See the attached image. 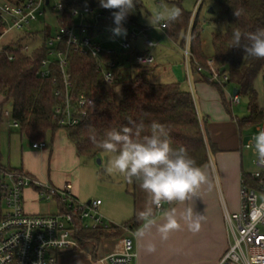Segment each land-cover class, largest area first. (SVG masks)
Listing matches in <instances>:
<instances>
[{
  "label": "trees",
  "instance_id": "trees-1",
  "mask_svg": "<svg viewBox=\"0 0 264 264\" xmlns=\"http://www.w3.org/2000/svg\"><path fill=\"white\" fill-rule=\"evenodd\" d=\"M4 1L18 3L22 0ZM61 2L66 11L64 24L72 23L69 12L74 8L100 9L109 17V10L100 7L99 0H61ZM171 2L181 10V15L176 20L165 22L164 30L170 39L183 47L186 40L185 32L193 20L192 33L188 38L190 52L197 63L205 66L207 58L201 51L194 10L193 12L184 10V0H171ZM215 3L225 16V33L213 38L214 60L221 67L227 68L230 78L228 85H231L232 92L237 88L239 96L248 98V115L238 119L237 122L242 132H250L255 126L264 122V99L262 103L259 102L258 92L255 89V82L264 75V59L244 58L242 48H231V34L234 26L239 27L242 32H254L257 28H264V0H215ZM234 10H240L239 19L234 15ZM132 11L127 19L136 27L142 28L140 24L144 6L141 0H135ZM56 22L61 23L59 20ZM4 27L0 17V32ZM54 33L48 25H45L41 31L21 33L8 45L21 47L28 43L31 50L16 51L13 60H9L4 53L0 55V95L5 98V105L11 110L12 118L19 123L22 133L30 141H45L49 134L53 135L63 129L79 157L95 158L104 151L90 142V135L95 134L97 139H102L107 130L113 128L119 130L128 126L129 118L137 122L142 120L146 126L152 121H157L165 126L174 148L185 147L200 167L209 162L210 153L217 149L205 134L190 90L192 87L189 86V89L185 90L180 82H152L150 79L154 74V65L133 66L136 71L129 76L125 74L123 70L128 66L127 63L132 67L131 56L144 53L134 48L128 51L125 60H121L120 52L109 58L116 62L115 86L109 90L105 87L102 72L98 69L95 58L77 52L66 44L61 45V48L68 51L71 96L74 101L81 96L86 99L85 116L81 117L76 125L61 126L59 116L56 114V109L64 106V97L56 95L57 88L63 86L61 73L57 67L51 66L52 73L49 77L43 78L40 75L42 61L48 57L50 51L47 40ZM191 72L197 73L194 64ZM212 86L217 88L224 106L231 113L233 104L230 99L227 100L224 89L217 85ZM245 178L254 185L248 175H245ZM176 204L175 202L168 204L166 209L169 210ZM122 226L136 229L134 219ZM113 230L120 234L124 232L116 225H110L108 228L81 229L78 240L82 245L89 240L100 241L103 237L111 236Z\"/></svg>",
  "mask_w": 264,
  "mask_h": 264
},
{
  "label": "built area",
  "instance_id": "built-area-1",
  "mask_svg": "<svg viewBox=\"0 0 264 264\" xmlns=\"http://www.w3.org/2000/svg\"><path fill=\"white\" fill-rule=\"evenodd\" d=\"M48 1V3H47ZM51 0H22L21 2H7L0 0V17L4 29L0 32V55L4 53L9 60L14 59L16 51L29 52L31 46L23 44L21 47L8 45L5 40L14 32L19 34L34 31L33 24L47 15L46 7L51 6ZM196 8V7H195ZM51 14L58 24V30L47 40L50 51L48 57L42 61L40 75L47 78L52 73V67L59 69L62 76V88H57L56 95L64 97V106L56 109L59 124L63 127L73 126L85 116L86 99L81 96L77 101L71 96V82L68 73V51L61 48L62 44L73 47L75 51L88 54L96 59L97 67L102 72L105 87L112 89L116 81V62L109 58L116 53V49L104 46L102 40L111 38L117 43L120 51L133 49V41L139 36L144 37L146 48L156 46L142 28H138L128 19L123 23L127 30V37L119 40L111 31L113 24L112 11L109 17L100 9L91 7L74 8L69 12L71 24H64L65 7L59 0L51 8ZM196 9L194 10V15ZM193 15V16H194ZM78 19V24L75 21ZM166 28L165 22L160 24ZM139 29V30H138ZM103 38L98 40V38ZM189 39L184 48L186 75L191 76L192 64L196 72L202 76L207 72L208 81L219 84L227 89L229 73L220 71L221 66L214 59L207 60V67H203L194 60L189 50ZM132 66L151 67L155 65L154 56L148 51L132 55ZM110 80V81H109ZM190 81V79H189ZM231 103L240 104V96H230ZM6 115H10L6 112ZM11 126L19 127V123L12 118ZM260 130H264V122L250 133L245 147L255 153L252 138ZM34 149H43L46 143L33 142ZM256 155V153H255ZM256 170L250 173V182L243 177L241 181V209L229 212L225 209V221L231 234V244L220 257L217 264H264V161L257 158L253 161ZM34 189L38 197L44 201H52L61 208L58 214H30L24 207V193L26 189ZM101 200H91L90 203L81 201L74 192L72 182H66L62 187H56L48 181L32 177L21 170L4 168L0 164V264H58L61 254L67 252H83L84 245L78 240L81 229L108 228L111 222L99 211ZM162 209V208H161ZM159 209V210H161ZM125 236L113 251L95 261L96 264H131L137 257L135 250L136 231L129 226H120Z\"/></svg>",
  "mask_w": 264,
  "mask_h": 264
},
{
  "label": "crops",
  "instance_id": "crops-1",
  "mask_svg": "<svg viewBox=\"0 0 264 264\" xmlns=\"http://www.w3.org/2000/svg\"><path fill=\"white\" fill-rule=\"evenodd\" d=\"M147 31L149 28H142ZM140 37V36H139ZM142 37V36H141ZM102 40L104 46L114 48L111 42ZM114 41V40H111ZM115 42V41H114ZM117 44V43H116ZM117 46V45H116ZM137 42H133V48L141 52H150L153 48H146L145 40L142 43V48L137 47ZM118 48V46H117ZM152 54V53H151ZM122 60V57H121ZM154 65V74L150 79L152 82L173 83L177 81H165L163 77L166 76L168 80L177 79L180 74L182 79L187 78L186 70L184 67H179V75H168L166 70L158 72V64ZM194 73V72H193ZM191 73L190 81L187 78L189 85L192 87V95L195 101L197 112L202 120L204 131L209 141L215 145L216 151L211 152L209 155V162L201 168L207 176V182L198 190L196 197L185 204L177 203L174 207L177 209V219L181 224V228L177 231L190 232L187 223L183 218V213L188 206L195 209L198 214L204 215L205 219L201 222V230L194 234H199L202 240L207 243L210 248L208 256H202L198 259H188L187 261L179 264H217L220 257L228 249L231 244L232 238L225 221V209L229 212H238L241 209V181L245 175L252 172L246 170L245 163V143L247 142L250 132H242L239 129L237 120L240 119L232 113H229L224 106L220 93L216 87L209 85L204 81L203 77L198 73ZM156 74V75H155ZM193 74V75H192ZM231 85L227 86L230 87ZM195 87V89H194ZM184 88V87H183ZM188 90L187 87L184 88ZM195 90V91H194ZM226 92V89H224ZM196 94V95H195ZM229 101L230 96L226 94ZM9 112L10 115H6ZM12 113L11 110L5 105V98L0 95V164L4 168H11L24 171L32 177L38 178L43 181H48L56 187H62L66 182H72L74 185V192L77 197L83 201L88 202L91 200H100L94 198L88 192L82 190L78 176L81 170L79 169V161L76 149L69 140L65 130L60 129L55 134L51 135L50 144L46 143L43 149H34L33 142L30 141L21 131L19 127L11 126ZM258 126V125H257ZM255 126V128L257 127ZM63 131L64 133L60 132ZM55 150L58 153L57 157H61L60 152L65 153V159L70 165H76L78 174H74L73 181L67 180L65 177L59 175L58 171L51 170L52 165L58 158H55ZM252 154L255 155L253 151ZM70 161V162H69ZM256 170V169H255ZM254 170V171H255ZM76 171V172H77ZM253 171V172H254ZM75 172V173H76ZM95 188V186H94ZM136 209L134 221L136 224V232L144 231L142 237L135 238V250L137 257L131 264H162L158 261L157 252L160 250L161 239L157 232V226L163 221V214L168 206L165 203L160 210L154 211V218L156 223L150 229H144L143 223L137 219L138 212L142 211L145 206L147 193L136 185ZM139 196V197H138ZM264 200V195L260 196ZM41 200L34 189H26L24 193V207L26 212L30 214H58L61 212L60 206L56 203V211L51 213H39L37 204ZM103 205V202L101 206ZM100 206V207H101ZM170 210V209H169ZM100 213L108 220L115 218L113 214L99 208ZM161 214V218L157 216ZM121 241V239H120ZM118 241V243H120ZM117 243V244H118ZM155 245L156 250L149 252L148 246ZM71 253H64L61 257Z\"/></svg>",
  "mask_w": 264,
  "mask_h": 264
},
{
  "label": "rangeland",
  "instance_id": "rangeland-1",
  "mask_svg": "<svg viewBox=\"0 0 264 264\" xmlns=\"http://www.w3.org/2000/svg\"><path fill=\"white\" fill-rule=\"evenodd\" d=\"M51 1V6L46 7L47 15L45 17H42L36 24L34 23L32 26L33 29L41 31L45 25H48L52 28L53 33L58 30V23L56 22L54 15L51 14V8L59 0ZM196 1L197 0H184L183 8L188 12H193V10L196 9L197 12L195 14L197 19L195 18V20H197L198 22L201 51L203 55L207 58V60L214 59L215 52L213 47V38L216 35H224L225 16L220 11L219 7L216 5L215 0H198L197 4ZM141 2L144 6V11L142 14V21L140 25L142 28H149L146 31L148 38L154 43L158 44L157 47L151 50L152 55L154 56V58H156V64L159 65L158 72L160 73V70L163 69L169 73L168 75H179V67L182 66L185 68L184 48L187 44V39L189 38V35H191L190 33H192L193 20H191V23L189 24V27L185 32V44L183 47H181L178 42H175L174 40L168 37L166 30L160 28V24L162 22H168V20H161L155 26H152L148 20L152 18L154 14L162 13L166 9H170L173 6H177L172 3L171 0H141ZM195 4L196 8L194 9ZM210 10H213V13L210 12ZM74 21L75 24H78L79 22L78 19ZM18 35L19 32L12 33L6 38L5 43L9 44L11 41L13 42L16 37L18 38ZM127 35L128 33L126 35L117 36V38L119 40H124L126 39ZM102 39V37L98 38L99 41ZM111 40L112 39L109 38L106 41L111 42L112 46H114V48L112 49H116L117 53L120 52L122 60H125L128 51L122 53L120 49L117 48L116 42ZM144 40V37L140 36L133 42H137V47L139 49H143L142 43ZM127 64L128 66L124 67L123 71H125V74L129 76L133 74L136 69L133 66L129 67V63ZM199 65L201 64L199 63ZM218 65L220 66V64ZM201 66L207 67V64L205 66ZM223 70L227 72L226 67H221L220 71ZM204 71L205 72L202 73V76H207V71ZM163 79L166 82L172 80L180 82L184 88L187 87L188 89V86L186 85L188 84L186 82V78L182 79L181 74L177 79L172 78L168 80L166 76L163 77ZM203 79L209 85H217L222 87L219 84H215L208 81L207 78ZM255 89L258 92L259 102L262 103L264 99L263 76L259 77L255 82ZM225 94H227L228 97L232 95L231 86L226 89ZM247 105L248 98L240 95V104L232 105L233 115L239 117L240 119L246 117L248 115ZM254 131L255 128L250 130V133ZM61 133L64 132L61 131L60 134ZM50 140L51 134L47 136L46 142L50 144ZM54 154L55 158L58 159L54 163V166L52 165L51 170L54 171L55 169V171L59 172V175L65 177L67 180L73 181L74 174H78L77 170L80 169L81 172L78 178L80 180V186L82 187V190L88 192L94 198H99L103 202V205L100 207V209L102 211L106 210L115 216V218H112L111 220L108 219L111 222V225L122 226L123 224L131 222L134 219L137 201L136 189L134 188H136L137 184L127 182L119 174H107L105 172V168L107 166L108 155L105 152L95 158H84L79 157L77 155L79 161V169H77L76 165H70V163H68L66 159L65 161L63 160V158L65 157V153L60 152L59 154L61 155V157H57L58 153L55 150ZM244 158L246 163L245 169L249 172H253L256 169V166L253 163L254 159L256 158V155L252 154L250 149H247L245 151ZM37 209L39 213H53L56 211V206L52 201H40L37 204ZM160 212L161 211L159 210V213ZM161 217V214H159L157 216V219ZM262 230L264 231V227H262ZM125 233L126 232L120 234L119 232L113 230L111 236H108L106 238L103 237L100 241L89 240L88 243L84 245L85 250L83 252H67L71 254L61 257L58 261V264H96L95 261L115 249L118 241H120V239H122L123 236L126 235ZM209 254L210 248L208 247L207 243L202 240V237H200L199 234L176 230L170 234L168 240H161V246L160 250H158L157 252V257L158 261L162 264H179L187 261L188 259H198L202 256L206 257Z\"/></svg>",
  "mask_w": 264,
  "mask_h": 264
},
{
  "label": "clouds",
  "instance_id": "clouds-1",
  "mask_svg": "<svg viewBox=\"0 0 264 264\" xmlns=\"http://www.w3.org/2000/svg\"><path fill=\"white\" fill-rule=\"evenodd\" d=\"M100 7L112 11L114 28L113 35H126L123 23L133 12L135 0H99ZM181 10L175 6L157 13L148 19L152 26L161 20H176ZM239 19L240 10H234ZM231 48H242L244 58L254 57L264 59V28L256 31L242 32L239 27H233ZM110 81V80H109ZM90 142L102 149L108 155L105 172L109 175L119 174L127 182H135L147 193L144 209L137 214V219L143 223L144 229H150L156 223L154 211L165 203L185 204L196 197L198 190L207 182L204 170L189 155L185 147L174 148L165 126L157 121L145 125L129 118L128 126L121 129L107 130L102 139L95 134L90 135ZM257 158L264 161V130H260L252 138ZM189 231L201 230L204 215L198 214L188 206L182 214ZM181 224L177 219L175 207L166 210L163 221L157 226L160 239L166 241L172 232L179 230ZM144 231L136 233L142 237ZM149 252L156 250L155 245H149Z\"/></svg>",
  "mask_w": 264,
  "mask_h": 264
},
{
  "label": "water",
  "instance_id": "water-1",
  "mask_svg": "<svg viewBox=\"0 0 264 264\" xmlns=\"http://www.w3.org/2000/svg\"><path fill=\"white\" fill-rule=\"evenodd\" d=\"M47 3H48V1H47ZM210 12L213 13V10H210ZM263 81H264V75H263ZM232 93H233V95H237V94L239 93V89L234 88ZM99 162H100V161H99ZM88 203H90V201H88Z\"/></svg>",
  "mask_w": 264,
  "mask_h": 264
}]
</instances>
